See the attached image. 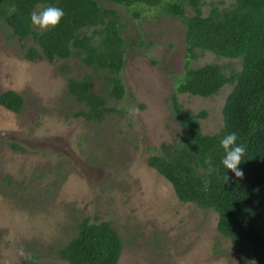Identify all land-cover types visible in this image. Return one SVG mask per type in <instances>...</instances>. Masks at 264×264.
Here are the masks:
<instances>
[{
	"label": "rangeland",
	"instance_id": "374dc122",
	"mask_svg": "<svg viewBox=\"0 0 264 264\" xmlns=\"http://www.w3.org/2000/svg\"><path fill=\"white\" fill-rule=\"evenodd\" d=\"M232 2L204 0L202 13ZM47 7L36 4L33 11ZM139 8L127 23L135 43L121 70L126 94L109 102L120 110L101 121L73 115L83 103L68 94L65 79L88 70L78 58L28 60L0 21V91L13 89L22 97L17 112L0 104V264H22L27 256L37 264L62 262L57 249L84 216L108 220L117 231L115 264H260L237 253L216 230L213 209L179 201L146 163L154 152L149 147L169 141L176 130L165 99L174 89L173 73L181 71L185 42L179 20ZM206 62L225 74L240 68L238 56L195 49L191 65ZM99 82L92 81L96 92ZM230 88L226 82L207 96L177 92V101L183 110L205 109L198 123L211 133L221 125ZM11 141L24 149L10 147Z\"/></svg>",
	"mask_w": 264,
	"mask_h": 264
},
{
	"label": "trees",
	"instance_id": "16d2710c",
	"mask_svg": "<svg viewBox=\"0 0 264 264\" xmlns=\"http://www.w3.org/2000/svg\"><path fill=\"white\" fill-rule=\"evenodd\" d=\"M203 3L204 0H0V21L10 27L19 43V54L28 60L78 58L88 70L65 79L68 94L83 103L73 115L101 121L105 114L120 110L109 102L126 94L121 70L129 46L135 43L127 34L128 19H136L139 6H146L179 20L185 42L182 68L173 73L174 89L165 99L176 130L169 141L149 147L154 152L146 156V163L170 183L179 201L213 209L216 230L237 253L264 264V0H233L227 7H210L206 14L202 13ZM36 4L61 8L65 15L55 28L41 31L30 21ZM195 49L238 56L240 68L225 74L215 62L191 65ZM96 77L100 92L92 88ZM226 82L231 88L220 108L221 125L214 132L203 133L198 120L205 118L206 110H183L176 93L207 96L217 93ZM0 104L17 112L22 97L13 89H5L0 91ZM230 133L237 135L236 144L246 150L238 166L244 173L242 179L222 165L226 153L220 142ZM9 145L24 149L13 141ZM208 157L212 159L210 166L205 163ZM120 250L119 235L108 220L84 216L57 249L62 262L50 264H115ZM22 264L37 261L27 256Z\"/></svg>",
	"mask_w": 264,
	"mask_h": 264
},
{
	"label": "clouds",
	"instance_id": "9594fccd",
	"mask_svg": "<svg viewBox=\"0 0 264 264\" xmlns=\"http://www.w3.org/2000/svg\"><path fill=\"white\" fill-rule=\"evenodd\" d=\"M15 9H12L14 11ZM65 15L63 9L49 6L44 8L42 11H33L30 14L31 26L39 28L41 31L50 28H55ZM237 135L235 133L227 134L221 140V146L225 150V156L222 159V165L231 170L237 178L242 179L244 173L238 168L242 163V158L245 154V148L242 145H237ZM207 165L212 164L211 157H208L205 161ZM213 169L209 167L208 171L211 172ZM20 255H24L23 250L20 251Z\"/></svg>",
	"mask_w": 264,
	"mask_h": 264
}]
</instances>
